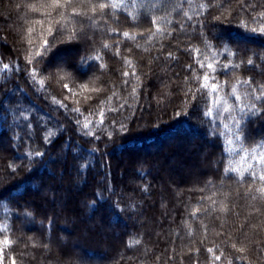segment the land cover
Instances as JSON below:
<instances>
[{
  "label": "trees",
  "instance_id": "trees-1",
  "mask_svg": "<svg viewBox=\"0 0 264 264\" xmlns=\"http://www.w3.org/2000/svg\"><path fill=\"white\" fill-rule=\"evenodd\" d=\"M102 2L0 0V264H264V0Z\"/></svg>",
  "mask_w": 264,
  "mask_h": 264
},
{
  "label": "snow or ice",
  "instance_id": "snow-or-ice-1",
  "mask_svg": "<svg viewBox=\"0 0 264 264\" xmlns=\"http://www.w3.org/2000/svg\"><path fill=\"white\" fill-rule=\"evenodd\" d=\"M135 2V0H133V3ZM70 3H72V0H51L50 4H46L43 7L45 8H51L52 10H56V9H61V8H66ZM128 3V0H108L107 3H99L98 5H95L92 7L91 11L93 13H95L97 11V7L98 9L103 12V10L106 7H110L112 9H119L120 7H123L124 5H126ZM40 9L36 8L35 6H32V11H39ZM44 14V13H42ZM47 15H51V12H47ZM73 14L74 15H82L84 13H81L80 11H77L76 9H73ZM60 15L63 17L64 13H60ZM185 15H187V13H185ZM36 23H41L42 21H37ZM57 23H59V21H57ZM153 24L156 25L157 24V20H153ZM157 31H160L161 29L159 27H157L156 29ZM254 31L256 29H253ZM260 31L264 32V25H262L259 29ZM33 31V29H28V32L31 33ZM47 31L49 32V34H51V27H49L47 29ZM74 34V33H73ZM123 35L125 37H129V33L125 32L123 33ZM132 39H134L135 37L132 36L130 37ZM29 43H31V41H29ZM48 42L45 40L43 42V44L41 45L42 48H46L47 47ZM104 47H108L107 44L104 45ZM36 55L39 56L41 55V53L38 51L36 52ZM29 63H31V60H29ZM130 64V62H128ZM249 63H251V61H249ZM202 67L204 66L203 64L201 65ZM207 67L209 69H213V64L212 63H208ZM9 68V65L5 64L3 65V70H7ZM33 78L35 79V71H33L32 73ZM125 76L128 75L127 72L124 73ZM209 77L207 74H205L203 76V83L201 84V88L204 89H210V91L215 94L218 92V86L216 84H211L209 85L208 83ZM39 83H41V85H43V81H39ZM242 83H251V81H243ZM65 87H67V85H65ZM135 91V90H134ZM253 92H256V89L252 90ZM232 95L234 96V100H235V105L230 104L229 101L226 98L223 97H219L218 95L214 96L213 102H212V107H209L206 112H205V116L212 118L214 115H217V117L219 116V114L222 112L225 114V119L226 120H232L233 123L237 126V128H239L240 126V119H237L234 115L233 112L238 108L239 111L241 112L242 116L241 119L243 117V114H245V108L244 107H240V105L243 103L244 101V97L241 96L240 94H238L237 89L234 87L233 91H232ZM250 95V94H248ZM253 99L255 101H260V100H264V86H262L259 89V92L257 95H255L253 97ZM247 110L249 112L251 111H255L256 110V105L255 103H252L250 105H246ZM76 111H79V109H76ZM84 127L87 128L88 124H84ZM225 127L227 128L228 125L225 124ZM240 135L237 134L234 137L235 141H239L240 140ZM234 140H228L227 143L229 145H232L234 143ZM228 151H235L234 148L229 147ZM241 151L245 152V156L242 157V159L244 161H247L249 159V156L252 160H254L256 162V164H264V144H257L255 147L250 148V149H243L241 148ZM37 155H39V153H37ZM253 167V165L249 164L248 168L246 169V171L251 170V168ZM227 171H235L239 173V169L238 168H231L228 169ZM241 175V177L243 176V173H239ZM253 178H256L255 173H253ZM258 179L262 182H264V170L261 171V173L259 174ZM259 191H261L262 193H264V188L259 189ZM8 242L5 241V244H7ZM233 247H235V245H233ZM209 251L211 252L212 249H209ZM240 251H243V249H240ZM216 260H220L221 257L220 256H216L215 257ZM13 264H15V262L13 261Z\"/></svg>",
  "mask_w": 264,
  "mask_h": 264
}]
</instances>
